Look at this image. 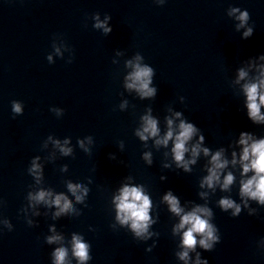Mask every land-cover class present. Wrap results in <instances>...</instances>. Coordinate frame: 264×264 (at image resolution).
<instances>
[{"label": "clouds", "instance_id": "obj_1", "mask_svg": "<svg viewBox=\"0 0 264 264\" xmlns=\"http://www.w3.org/2000/svg\"><path fill=\"white\" fill-rule=\"evenodd\" d=\"M247 18V13H242L240 16L241 21H244ZM97 28H104V24L98 22L95 25ZM105 32H111L110 28H105ZM251 33H246L248 36ZM153 75V69L147 66L141 67L139 64L136 65V70L130 77L134 81L128 85L129 88H137L142 96H153L155 94V89L150 88L149 84L151 83V76ZM241 77L244 76V73H240ZM261 86H264V81H261ZM257 88L256 84L246 85L245 91L247 93V98L249 101L248 107L250 109V116L255 119L264 120V116H260V107L257 103ZM260 103L264 104V95L259 96ZM13 112L19 113L21 112V106L19 103L13 102ZM180 114L177 113V116ZM145 127L143 131L148 133L149 135L155 136L158 133L157 121L150 116H145ZM169 126H171L172 121H168ZM180 132L179 135L175 137V145L173 148V152L175 154L176 161H183L184 153L187 151L185 148V142L189 140L196 129L190 123H184L183 121L180 123ZM142 139H146L143 133H140ZM173 132L169 130L167 135L165 136L163 141H158V143L167 144L168 140L172 138ZM242 139L240 140L241 144H244V151L242 160H249V156L252 155L254 158L251 160L250 164L244 165V172L247 173L249 169L255 170V175L249 179L246 183L243 184L241 192L243 194H247L252 198H258L262 203H264V140H260L258 142H254L251 146H248V138L246 134H241ZM62 151H69L67 149H62ZM205 154H207L208 149H204ZM196 149H193V153L195 154ZM151 162V161H149ZM213 167L209 169L210 175L204 181L209 187L213 186L214 181H218V169H221L225 166L226 162H222L220 160V153L217 152L212 157ZM38 166L33 165V170L35 171ZM233 176L229 174L223 183V188H228V186L232 183ZM78 186H74L69 183V190L75 194ZM50 192L40 191L38 194L33 197L37 201H46V197L50 196ZM76 199L79 201L81 199L80 196H77ZM165 199L168 201L171 207V211L180 214L182 209L178 206L179 202L177 198L171 193L165 196ZM118 209L117 218L121 221V223H127L131 221V227L135 231L137 236H140L143 232L147 231L148 223L150 220L149 209L151 207V201L148 196L144 195L140 188L138 187H128L125 186L121 190V194L115 198ZM63 201V204L61 202ZM57 207L60 208V212H65L70 207V203L67 198L63 195H57L55 199L52 201ZM220 205L223 209H228L235 207L236 211L239 212V207L234 205V203L229 199H221ZM197 212H204L208 214V210L204 208L197 207L193 211L185 214L181 218V222L179 224V228H184L185 225H191L187 229V231L183 234V245L185 248L194 249L197 243L196 237L194 233H206V239L200 240V245L207 249L212 247L211 244L208 243L209 240H217L218 238L213 235V228L208 223L207 220L202 219L201 216L197 215ZM60 213H56L59 215ZM235 214V213H234ZM59 239V237L52 236L48 238V242L51 243L55 240ZM88 245L81 242L79 237H73V253L76 257L79 258L80 261L87 260L88 257ZM55 257V264H64L65 257L67 255V250L63 247L57 248L53 253ZM188 256V252L185 251L180 254L181 259H185ZM199 264V262H198Z\"/></svg>", "mask_w": 264, "mask_h": 264}]
</instances>
